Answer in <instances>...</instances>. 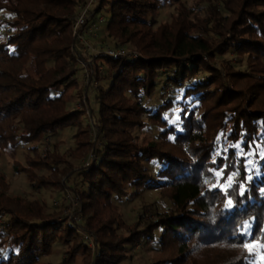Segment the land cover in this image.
<instances>
[{
    "label": "trees",
    "instance_id": "16d2710c",
    "mask_svg": "<svg viewBox=\"0 0 264 264\" xmlns=\"http://www.w3.org/2000/svg\"><path fill=\"white\" fill-rule=\"evenodd\" d=\"M85 2L0 0L11 19L0 41V152L27 145L34 157L14 171L44 190L63 179L83 218L59 221L43 199L6 194L0 178V264H43L56 242L69 246L61 264H126L149 242L150 264H253L249 246L264 252V0H97L95 13L108 17L92 42L138 57H93L108 68L92 104L70 81L73 20ZM171 4L169 22L155 26ZM75 95H86L92 121L69 109ZM150 128L155 136L135 133ZM66 130L74 148L42 158L43 140ZM151 188L168 208L154 201L152 217L143 207L125 220L118 205Z\"/></svg>",
    "mask_w": 264,
    "mask_h": 264
},
{
    "label": "rangeland",
    "instance_id": "374dc122",
    "mask_svg": "<svg viewBox=\"0 0 264 264\" xmlns=\"http://www.w3.org/2000/svg\"><path fill=\"white\" fill-rule=\"evenodd\" d=\"M181 2L188 8L195 7L196 2L198 0H181ZM93 7H96V2L94 3ZM175 13L173 4L164 7L159 16L156 18V21L154 22L155 26H157L161 22H169L171 15ZM97 16H103L108 17V14L104 11H99L96 13ZM9 19L5 14L0 13V21L3 22L2 28H0V41L2 39H5L6 33L9 32ZM107 42L106 44H109ZM111 44V43H110ZM130 51H134L132 48H129ZM86 58L89 59L88 55L84 54ZM77 63H79L77 61ZM96 64H99V61H95ZM105 64V63H104ZM103 68L107 70L108 66L107 64L104 65ZM80 65L78 66V70L74 74V78H71L70 81L73 79L76 80V82L79 85V89L81 91L85 90L84 84H83V72L80 70ZM170 88L166 89L164 92L163 97L160 96V91H157L151 98V103L156 104L157 102L161 101L162 99H165L167 96V93H170ZM88 98L91 100V104L93 103L94 93L91 90L86 91ZM76 94V92H74ZM169 95V94H168ZM83 99V97H82ZM81 101V98L79 96L75 95L73 98V101L69 104V109L72 111H81L85 110L86 114L92 121L91 112L88 108H86L84 105L80 108L78 107V103ZM171 119L175 118V115L171 114ZM83 123L89 124V120L86 115L82 116ZM135 133L141 136L148 137L149 135L155 136L156 130L154 128H150L149 132L146 129H143L141 131L135 130ZM145 133V134H143ZM73 133L69 130H66L64 132H61L56 137H46L43 140V144L40 148V154L41 157L44 158L45 155L43 154L45 147L48 146L47 151H51L53 147H55V150L59 154H64L74 148L73 141L71 139V135ZM93 141L94 143L98 144L99 140H96L95 137V130L92 133ZM39 145V146H40ZM46 151V152H47ZM45 152V154H46ZM30 157L33 159L34 155L28 150L27 145H20L17 149L12 151H4L0 152V178L2 179V182L5 185V192L8 195H19L25 198L29 199H43L48 207L49 212H56L59 211L61 213V218L59 221H67L70 223L77 222V223H83V218L80 216V214L76 213V209L69 206V203L65 199L66 191H71L68 189L67 185L64 186L63 179L61 180L59 188H48L47 190H44L42 188H35L34 186V180L31 176L25 173L18 172L16 173L13 169V165H17L20 167H25L26 165V158ZM66 160L71 161L67 156ZM92 156L89 153L87 156V159H82L81 161H74L73 164L75 168L78 167H86L89 162H91ZM88 163V164H87ZM45 175H48V173H45ZM62 189V191H60ZM74 197L77 198V207H79V201L78 197L73 194ZM156 201L157 206L160 210H166L168 208V204L165 201H161L158 198V191L156 189H143L139 195V197L134 198L132 200H125L122 203H120L119 209L122 210V213L124 215V219L127 221H131L133 217L137 216V214L143 212V207L146 208L145 214L146 217H152V210L150 209L149 205ZM81 236L83 235H89L92 237L93 242V236L89 233H86L84 231L80 232ZM84 238V237H83ZM86 241V240H85ZM87 242V241H86ZM88 243V242H87ZM89 244V243H88ZM68 245L61 244L59 242H56L52 245L50 253L42 257L40 260L43 264H61L65 251L68 249ZM92 248V247H91ZM261 249V248H260ZM257 245H250L249 250L251 252H254L255 254V260L253 264H264V252L260 250ZM134 253H132L133 257L127 262L126 264H150L151 260L154 258V249L152 247V243L149 242L145 246H138L133 249ZM74 264H80V258L77 256V258L74 261Z\"/></svg>",
    "mask_w": 264,
    "mask_h": 264
},
{
    "label": "built area",
    "instance_id": "2783aa9c",
    "mask_svg": "<svg viewBox=\"0 0 264 264\" xmlns=\"http://www.w3.org/2000/svg\"><path fill=\"white\" fill-rule=\"evenodd\" d=\"M97 0H86L82 5L79 12L73 20L72 36L76 40V45L74 48V54L79 62L81 71L83 72V84L85 89L95 90L98 86L97 74L102 72V66L96 64L93 57L96 55L109 57L116 61L121 58L136 59L138 55L134 51L127 50L124 47H111L101 42H92V39L98 37V28L104 24L105 18L103 16H97L95 13L94 3ZM88 55L89 59L83 60L82 55ZM86 95H84L82 102L80 101L76 107L77 109L85 104ZM45 147L43 154L47 151ZM88 164V163H87ZM65 199L69 203L72 210L75 208L76 213L81 210L77 207V198L73 196L72 193L66 191ZM84 240L89 243V246H93L92 237L89 235H83Z\"/></svg>",
    "mask_w": 264,
    "mask_h": 264
}]
</instances>
